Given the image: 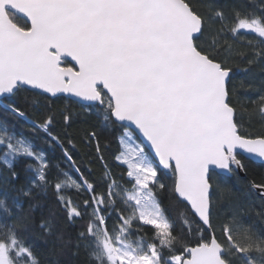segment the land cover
<instances>
[{"label": "snow or ice", "instance_id": "6c2138e0", "mask_svg": "<svg viewBox=\"0 0 264 264\" xmlns=\"http://www.w3.org/2000/svg\"><path fill=\"white\" fill-rule=\"evenodd\" d=\"M241 30L259 38L251 54L229 44ZM234 63L245 77L257 63L264 73V0H0V264H45L37 242L57 257L49 264L81 251L84 264H264V234L223 184L247 173L246 158L264 162V135L241 133L248 109L233 102L255 84L237 85ZM258 91L264 119V79ZM52 98L120 133V177L106 163L102 185L85 175L71 139L53 131L73 113L53 112L42 102ZM86 142L104 162L95 131ZM253 190L264 202V180ZM61 220L84 223L73 239Z\"/></svg>", "mask_w": 264, "mask_h": 264}, {"label": "trees", "instance_id": "16d2710c", "mask_svg": "<svg viewBox=\"0 0 264 264\" xmlns=\"http://www.w3.org/2000/svg\"><path fill=\"white\" fill-rule=\"evenodd\" d=\"M217 4L224 6L227 8L232 4V0H217ZM18 23L23 24L22 19L17 20ZM239 39L233 42L232 39H229V44L232 45L233 48H238L240 51L252 53L254 51V46L258 44L259 38L256 35L245 34L243 30L238 34ZM233 70L237 73V80L235 83L239 85L241 80H244L245 83H254L255 87L252 89H242L239 92V95L236 99H234V103L237 105L238 110L241 107V104L244 105L248 109V114H245L244 119L241 121L240 131L242 134L249 136L251 138H257L260 135H264V119H261L259 114L255 111L259 96V83L261 79H264V73L261 72V66L259 63L252 65L253 77H245L242 69L248 67L247 64L241 63L239 66L237 64L232 65ZM46 102L50 105L53 112L60 113L62 111L68 110L73 113L74 122L71 127L65 128L63 126L62 121L58 119L57 125L54 127V134L60 136L61 138L71 139L72 143L75 145L73 148L70 145H67V140L65 139V144L69 148V151L75 157L77 163L84 169L85 175H89V179L94 181L98 185H102V177L104 174V164L106 163L114 175L118 178L121 176L123 172V168L117 165L114 156L117 154L120 145H119V135L118 131L114 130H103V123L98 118V115L95 110L91 113L86 110V108L81 107L78 103H70L68 99L64 100H56L51 99ZM256 102V103H253ZM249 114L251 118H249ZM32 118V117H30ZM17 131L24 132L25 135H31L28 133L27 129L18 128ZM95 131L97 133L101 152L104 156V162H101L97 159L96 151H95V142L87 143V137L90 132ZM36 147L38 149H43L48 152L49 156L55 155L57 158L61 156L60 150L49 149L48 145L43 140L36 141ZM63 163V161H60ZM245 164L247 166V173L245 177H240L239 180L236 178H228L223 181L225 186V194L230 192L233 198L238 197L239 201L244 206V223L245 226L251 225L255 230L264 234V215H260L262 209H264V202L260 200V198L254 193V191L249 192V185L252 182L260 183L264 180V164L253 163L250 160L245 159ZM3 166L0 165V170H2ZM23 165L18 164L17 170L22 171ZM126 179V177H125ZM169 179H171L169 175ZM100 191H106V186H102ZM70 198L78 204L81 208H83V200L84 195L78 194L76 192L67 193ZM53 198L49 197L51 202ZM165 206H167V200H164ZM219 206H227V201L222 200L221 205ZM218 206V207H219ZM40 213H37V217H39ZM223 213L220 214V217L217 218L214 216L213 219V227L215 229V235L220 240L221 243L226 241V238L222 235L221 225L224 223ZM84 222L77 223L76 225H72L67 223L64 220L59 221L60 229L67 235L75 238L78 229L81 228ZM111 227V225H109ZM193 228L195 226L193 225ZM207 235V233H206ZM198 239V236L192 235L188 238V243L190 246H195V240ZM181 249H177V254H181ZM37 252L40 258L45 262V264H49L50 261H55L57 259L51 252L50 246H44L40 242H37ZM251 255L259 259V254L256 252H252ZM61 260H70L71 264H84L85 255L83 251L78 255H72L69 253L67 257H60Z\"/></svg>", "mask_w": 264, "mask_h": 264}, {"label": "water", "instance_id": "95a60500", "mask_svg": "<svg viewBox=\"0 0 264 264\" xmlns=\"http://www.w3.org/2000/svg\"><path fill=\"white\" fill-rule=\"evenodd\" d=\"M21 15H22V14H21ZM22 20H23V21L26 20V17H24ZM243 32H244L245 34L255 35V34H253V33L246 32V31H244V30H243ZM68 59H69V64H71L70 58H68ZM52 99H55V98H52ZM66 99L70 100L71 98H66ZM78 104H79V103H78ZM246 159H247V158H246ZM247 160H250V159H247ZM250 161H252L253 163L264 164V162H261V161H259L258 159H251ZM241 177H245V174H244V173H241ZM253 191H254V193L257 195V191H256V190H253ZM257 196H258V195H257ZM258 197H259V196H258Z\"/></svg>", "mask_w": 264, "mask_h": 264}]
</instances>
